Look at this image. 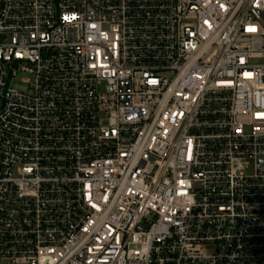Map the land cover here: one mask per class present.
Wrapping results in <instances>:
<instances>
[{
  "label": "built area",
  "instance_id": "built-area-1",
  "mask_svg": "<svg viewBox=\"0 0 264 264\" xmlns=\"http://www.w3.org/2000/svg\"><path fill=\"white\" fill-rule=\"evenodd\" d=\"M0 264H264V0H0Z\"/></svg>",
  "mask_w": 264,
  "mask_h": 264
},
{
  "label": "rangeland",
  "instance_id": "rangeland-1",
  "mask_svg": "<svg viewBox=\"0 0 264 264\" xmlns=\"http://www.w3.org/2000/svg\"><path fill=\"white\" fill-rule=\"evenodd\" d=\"M22 78H25V77L20 76L14 85H15V88H17L19 91L25 92L26 86L21 83Z\"/></svg>",
  "mask_w": 264,
  "mask_h": 264
}]
</instances>
